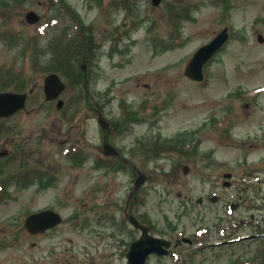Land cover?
Listing matches in <instances>:
<instances>
[{
    "label": "rangeland",
    "instance_id": "rangeland-1",
    "mask_svg": "<svg viewBox=\"0 0 264 264\" xmlns=\"http://www.w3.org/2000/svg\"><path fill=\"white\" fill-rule=\"evenodd\" d=\"M123 1L0 0V27L8 24L0 28L2 33L12 28L18 37L37 40V47L45 52L38 62L41 68L65 64L68 74L71 62L74 70H80L78 61L83 48L73 44L60 45L55 50L47 47L52 37L57 38L67 27V33L73 36L83 21L92 27L98 44L96 60L86 69L89 85L85 91L69 86L63 94L69 112H58L56 103H47L44 95L36 91L31 102L39 108L23 122L22 135L11 132L0 139V150L6 148L18 157L19 167L34 166L59 173L54 186L41 189L33 185L25 190L13 186L14 195L0 202V226H4L0 227V264H26L49 253L57 256L56 264L64 260L86 264L89 257H94L93 262H98L95 264H127L125 252L140 234L124 222L137 175L130 168L131 162L148 176L147 183L134 195L145 193L147 198L139 201L135 210L149 214L158 230L166 232L167 221L185 235L199 227L210 229L206 236L209 245L202 251L183 243L175 250L178 257H153L149 264H238L237 257L252 255L248 252L254 250L255 243L250 250L243 247L240 252L228 250L225 242L211 244L223 241L220 224L228 229L232 220L231 224L237 225L240 220L264 214L257 208L264 205V42L258 40V35L264 37V0H163L158 7L151 0H127L124 5ZM31 9L42 17L38 25L25 19ZM176 9L182 28L179 31L172 27ZM226 25L232 29L231 41L208 66L204 83H194L184 74L187 60ZM6 36H0V64H26L20 50L4 39ZM173 39L177 41L173 43L183 44L164 50ZM33 72L31 82L43 86V74ZM144 101L149 108L142 116L144 111L139 105ZM41 102L44 106H40ZM121 102L130 103L141 114L136 124L132 125L128 118L121 132H113L108 138L127 159V169L106 172L94 167V158L100 155L106 135L95 110L103 109L111 121L118 123L123 114ZM74 110H78L76 116ZM64 114H68L66 120H73L71 124L62 121ZM221 118L225 123L216 130L213 123ZM186 131H195L202 140L201 151L215 152L218 166L210 169V158L203 155L182 158L174 151H165L161 158L149 159L143 154H131L138 138L160 135L171 139ZM44 133L47 135L42 138ZM74 149H82L90 157L83 166L74 168L68 162ZM185 165L191 169L188 174L184 173ZM226 167L236 177L234 186L223 190L225 199L202 210L190 204L193 201L188 191L193 190L198 197L205 195L210 184L201 178L221 180ZM101 187L111 192L107 196L98 194ZM89 194L92 201L86 204L83 200ZM244 197L246 206L230 214L231 202ZM96 202L105 208L97 205L99 209ZM52 207L61 212L63 223L52 235L34 238L25 228L26 216ZM98 211L107 215L100 223ZM75 213L80 214L79 222L93 226H76L72 218ZM249 232H253L252 228L245 226L241 235ZM228 233L226 230V236Z\"/></svg>",
    "mask_w": 264,
    "mask_h": 264
},
{
    "label": "water",
    "instance_id": "water-1",
    "mask_svg": "<svg viewBox=\"0 0 264 264\" xmlns=\"http://www.w3.org/2000/svg\"><path fill=\"white\" fill-rule=\"evenodd\" d=\"M161 2V0H153V3L155 5H158ZM28 21L34 23L39 20V16L34 12L31 11L27 14ZM228 38V31H223L218 38H216L213 42L210 44L202 47L193 57V59L190 61L186 68V74L196 80H202L203 79V72L202 67L204 63L212 56L217 50H219L220 46L227 40ZM261 41L263 39L261 38ZM62 86L58 82V78L55 75H52L47 80V93L49 95V98L56 97L59 92L62 90ZM25 95H17V94H0V116L1 115H8L16 110H19L25 105ZM101 124L104 128L108 127V123L101 117L100 119ZM105 153L107 154H116V150L109 146L105 145ZM145 176L141 175L138 180V185H141L145 181ZM131 222L135 224L138 227H142L144 231V235L142 238L135 242L132 245V250L129 253L130 264H145L146 257L149 253L152 252H158L161 254L167 253L165 249L162 248V246L165 244L166 246H169V243L162 239H153L150 236L147 235L148 228L141 226L134 218H130ZM39 223V227L37 226V223ZM42 222L40 216H34L33 218L30 217L28 219V226L30 228H35V230H38L41 228L40 223ZM57 222V221H56Z\"/></svg>",
    "mask_w": 264,
    "mask_h": 264
},
{
    "label": "trees",
    "instance_id": "trees-1",
    "mask_svg": "<svg viewBox=\"0 0 264 264\" xmlns=\"http://www.w3.org/2000/svg\"><path fill=\"white\" fill-rule=\"evenodd\" d=\"M86 36V38L88 39L89 38V36H87V35H85ZM90 42H91V40H90ZM69 63V62H68Z\"/></svg>",
    "mask_w": 264,
    "mask_h": 264
},
{
    "label": "flooded vegetation",
    "instance_id": "flooded-vegetation-1",
    "mask_svg": "<svg viewBox=\"0 0 264 264\" xmlns=\"http://www.w3.org/2000/svg\"><path fill=\"white\" fill-rule=\"evenodd\" d=\"M67 264H68V262H67Z\"/></svg>",
    "mask_w": 264,
    "mask_h": 264
}]
</instances>
